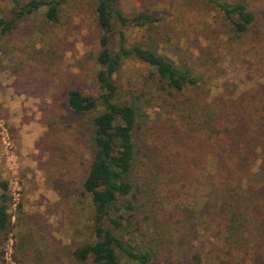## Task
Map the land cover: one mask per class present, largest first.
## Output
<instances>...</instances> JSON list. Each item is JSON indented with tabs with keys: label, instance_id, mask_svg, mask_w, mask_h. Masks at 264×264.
<instances>
[{
	"label": "rangeland",
	"instance_id": "374dc122",
	"mask_svg": "<svg viewBox=\"0 0 264 264\" xmlns=\"http://www.w3.org/2000/svg\"><path fill=\"white\" fill-rule=\"evenodd\" d=\"M243 1L257 14V22L253 36L237 45L229 40L226 27L220 25L218 11L200 1L187 4L183 0H119V3L127 15L146 8L163 15L166 23L176 29L173 43L187 54L190 64L200 55V48L209 45L206 36L217 37L219 49L215 44L213 52H220L225 59L226 73L214 80L211 98L227 100L237 99L258 85L264 86V0ZM97 3L98 0L70 1L57 24L45 19L43 8L17 19L13 32L0 36V182H7L10 193L9 186L17 178L21 189L17 210L11 200L9 203L13 229L4 242L0 235L5 264L7 252L15 264H95L92 258L87 262L75 260L72 252L94 241L93 207L83 182L92 158L93 118L104 111V106L88 115H77L68 108L65 92L78 89L95 97L101 94L97 81L100 66L96 59L101 37ZM0 18H16L12 0H0ZM141 36L142 31L132 32L129 43L149 45L180 64V55L171 51L172 46L157 45ZM117 41L115 37L114 49ZM229 46L238 49L241 57L227 50ZM152 71L139 61L127 60L116 76L122 101L142 96L136 106L141 108L142 119L147 123L164 113L160 108L163 95L153 79H148ZM3 129L14 144L15 157L11 163L5 155ZM253 172L257 175L250 182L264 185L259 163ZM156 184L138 212L141 232L123 233L136 248L153 254L150 264H220L224 258L229 264H264V191L253 193L245 203L239 198L241 212L230 221L233 219L230 211L216 213L212 205L210 216L203 214L204 204L213 200L203 182L169 198L168 204ZM248 186L244 182L241 189L247 190ZM181 206L197 214V220H193L198 223L195 228L183 221ZM222 229L235 232L238 241L230 245L224 240L225 235L219 233ZM229 247L231 255L227 254ZM117 253L122 264H138L120 249Z\"/></svg>",
	"mask_w": 264,
	"mask_h": 264
},
{
	"label": "trees",
	"instance_id": "16d2710c",
	"mask_svg": "<svg viewBox=\"0 0 264 264\" xmlns=\"http://www.w3.org/2000/svg\"><path fill=\"white\" fill-rule=\"evenodd\" d=\"M70 1L12 0L16 18H0V36L11 34L17 19L43 8L45 19L57 24L61 11ZM183 1L187 4L200 1L217 10L220 25L226 27L234 45L253 36L257 14L248 2ZM96 19L101 31L96 58L100 66L97 81L101 94L95 97L78 89L65 92L68 108L77 115H88L104 106V111L93 118L92 158L83 182L93 207L94 241L75 248L72 255L79 262L92 258L95 264H122L117 253L120 249L131 261L150 264L153 254L136 248L123 233L141 232L138 212L146 204V196L155 191V183L159 184L156 189L163 192L164 203L168 204L169 198L203 182L213 199L204 204L203 214L210 216L212 205L216 213L230 211L233 218L230 221L241 212L239 198L245 203L253 193L264 191V185L250 182L257 175L253 172L257 163L264 172V86L253 87L237 99H212L214 80L226 73L225 59L220 52H213L219 43L217 37L206 36L209 45L200 48V55L190 64L187 54L173 43L175 27L168 25L165 17L153 9L127 15L119 0H98ZM134 31H142L143 39L155 41L157 45L172 46L171 51L180 55V64L149 45L130 44L129 37ZM115 37L118 38L116 49ZM229 49L241 57L238 49L230 46ZM127 60L139 61L153 69L148 79H153L162 93L160 108L164 111L154 122L142 119L141 108L136 106L141 95H136L133 101L120 99L116 76ZM244 182L249 184L247 190L241 189ZM10 200L7 182H0L2 242L13 229ZM193 211L183 207L180 215L195 228L198 223L193 220H197V214ZM219 233L225 235L224 240L230 245L238 241L234 238L235 232L222 229ZM230 247L228 255L233 253ZM3 255L0 251V264H5ZM220 264H229V261L224 258Z\"/></svg>",
	"mask_w": 264,
	"mask_h": 264
},
{
	"label": "built area",
	"instance_id": "2783aa9c",
	"mask_svg": "<svg viewBox=\"0 0 264 264\" xmlns=\"http://www.w3.org/2000/svg\"><path fill=\"white\" fill-rule=\"evenodd\" d=\"M1 136H2V140H3V146L5 149V155L8 156V160L11 163L15 157L14 152H13V149H14L13 141L5 129H3V131H1ZM13 173L14 174L16 173L15 170H13ZM9 189H10L12 206H13L14 210H17V208L19 207L20 197H21L20 182L17 178L11 183V186H9ZM6 260H7L8 264L9 263L15 264V262H12L11 256L9 257L8 252L6 253Z\"/></svg>",
	"mask_w": 264,
	"mask_h": 264
},
{
	"label": "crops",
	"instance_id": "0c3cea01",
	"mask_svg": "<svg viewBox=\"0 0 264 264\" xmlns=\"http://www.w3.org/2000/svg\"><path fill=\"white\" fill-rule=\"evenodd\" d=\"M35 139H36V138L34 137V138L32 139V141H33V140L35 141ZM37 139H38V138H37Z\"/></svg>",
	"mask_w": 264,
	"mask_h": 264
}]
</instances>
